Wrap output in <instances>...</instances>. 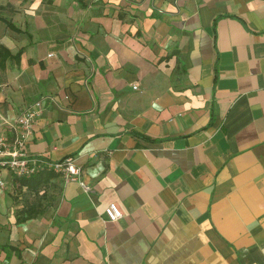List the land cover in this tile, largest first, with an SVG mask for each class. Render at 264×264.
Returning <instances> with one entry per match:
<instances>
[{
    "label": "crops",
    "instance_id": "0c3cea01",
    "mask_svg": "<svg viewBox=\"0 0 264 264\" xmlns=\"http://www.w3.org/2000/svg\"><path fill=\"white\" fill-rule=\"evenodd\" d=\"M3 51L0 134L46 96L91 191L5 175L0 264H264V0H0Z\"/></svg>",
    "mask_w": 264,
    "mask_h": 264
},
{
    "label": "built area",
    "instance_id": "2783aa9c",
    "mask_svg": "<svg viewBox=\"0 0 264 264\" xmlns=\"http://www.w3.org/2000/svg\"><path fill=\"white\" fill-rule=\"evenodd\" d=\"M135 88V87H134ZM46 96H40L33 102L24 105L11 123H5L6 131L0 134V190L8 187L5 175L11 183L18 179H29L40 174L60 176L64 183H74L83 193H89L91 187L81 179V170L74 164L72 157L51 161L42 155H29L25 146L32 135L33 128L44 110ZM109 222L121 218V211L115 204L104 209Z\"/></svg>",
    "mask_w": 264,
    "mask_h": 264
},
{
    "label": "trees",
    "instance_id": "16d2710c",
    "mask_svg": "<svg viewBox=\"0 0 264 264\" xmlns=\"http://www.w3.org/2000/svg\"><path fill=\"white\" fill-rule=\"evenodd\" d=\"M2 50V49H1ZM5 51H3V54H0V59L3 62L7 57H6ZM0 61V62H1ZM51 176L50 174H40L36 176H32L29 179H18L15 180L16 185L24 186L27 190L28 193L35 194V197H37V193L39 189H41L42 186L46 183L47 178ZM38 201L37 203H32L31 205L27 206L24 211L23 215L25 219L31 218V216L34 214L36 207H38ZM24 219V220H25ZM21 222V221H17Z\"/></svg>",
    "mask_w": 264,
    "mask_h": 264
}]
</instances>
